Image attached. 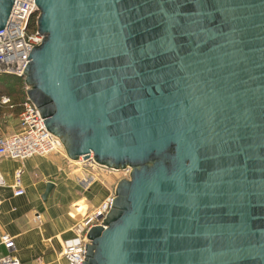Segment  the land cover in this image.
Here are the masks:
<instances>
[{"label":"water","instance_id":"obj_1","mask_svg":"<svg viewBox=\"0 0 264 264\" xmlns=\"http://www.w3.org/2000/svg\"><path fill=\"white\" fill-rule=\"evenodd\" d=\"M34 3L23 79L45 130L130 168L82 264H264V0Z\"/></svg>","mask_w":264,"mask_h":264},{"label":"crops","instance_id":"obj_2","mask_svg":"<svg viewBox=\"0 0 264 264\" xmlns=\"http://www.w3.org/2000/svg\"><path fill=\"white\" fill-rule=\"evenodd\" d=\"M72 166L61 152L23 160L0 157L4 181L0 186V235L13 237L15 248L11 253L20 264H67L60 254L62 243L74 235V227L82 219L74 205L84 200L86 213H91L113 195L108 182L92 176L80 178ZM17 171L24 189L21 195L13 194ZM48 181L53 186L43 199ZM36 215L40 220H35ZM6 253L0 244V255Z\"/></svg>","mask_w":264,"mask_h":264},{"label":"built area","instance_id":"obj_3","mask_svg":"<svg viewBox=\"0 0 264 264\" xmlns=\"http://www.w3.org/2000/svg\"><path fill=\"white\" fill-rule=\"evenodd\" d=\"M36 13L34 0H14L2 29H0V72L23 77V71L32 46L41 44L43 34L38 33L37 25L31 23L32 15ZM1 103H8L7 96H1ZM44 118L38 113L35 104L27 97L22 103L18 116V129L11 133L0 134V157L23 160L32 156H47L53 153H63L64 147L54 133L45 130ZM82 157V156H81ZM83 159V157H82ZM94 162L92 153L85 158ZM86 182V179L84 180ZM4 184L0 175V186ZM24 189L21 185L20 172L14 176L13 194L21 195ZM113 195L108 196L98 209L86 213L76 223L74 235L64 239L61 255L67 264H82L84 261V246L88 242L86 233L90 227L103 223ZM35 220H40L36 215ZM0 244L7 250L0 255V264H20L12 255L15 248L14 239L8 233L0 235Z\"/></svg>","mask_w":264,"mask_h":264},{"label":"rangeland","instance_id":"obj_4","mask_svg":"<svg viewBox=\"0 0 264 264\" xmlns=\"http://www.w3.org/2000/svg\"><path fill=\"white\" fill-rule=\"evenodd\" d=\"M38 13L36 12V17ZM26 89V85H25ZM4 105V104H3ZM18 116H14L11 112H3L0 115V134H7L8 132H12L18 129ZM10 130V131H9ZM65 159L71 164V168L73 171L80 175V178L83 176H92V179H102L108 182L112 188H115L116 183L123 178H128L130 173V168L126 167L125 169H113L106 168L104 166L98 165L94 162L89 163L90 161H86L82 159V157L76 160L69 159L65 153L63 152ZM114 187V188H113ZM74 209L79 213V217H83L86 215L87 204L84 200L79 201L74 205ZM73 209V210H74Z\"/></svg>","mask_w":264,"mask_h":264},{"label":"trees","instance_id":"obj_5","mask_svg":"<svg viewBox=\"0 0 264 264\" xmlns=\"http://www.w3.org/2000/svg\"><path fill=\"white\" fill-rule=\"evenodd\" d=\"M35 21L36 13L31 17L33 26L35 25ZM25 90L23 77L0 72V99L1 96L9 98L8 103H1L0 101V115L3 112H11L14 116L19 115L22 110V103L26 99Z\"/></svg>","mask_w":264,"mask_h":264},{"label":"bare ground","instance_id":"obj_6","mask_svg":"<svg viewBox=\"0 0 264 264\" xmlns=\"http://www.w3.org/2000/svg\"><path fill=\"white\" fill-rule=\"evenodd\" d=\"M77 161V160H76ZM95 163V162H94Z\"/></svg>","mask_w":264,"mask_h":264}]
</instances>
